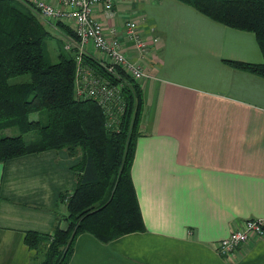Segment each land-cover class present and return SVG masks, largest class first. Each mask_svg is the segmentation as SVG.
<instances>
[{
  "label": "crops",
  "instance_id": "obj_1",
  "mask_svg": "<svg viewBox=\"0 0 264 264\" xmlns=\"http://www.w3.org/2000/svg\"><path fill=\"white\" fill-rule=\"evenodd\" d=\"M95 16L147 75L131 171L145 230L108 244L83 234L69 264H264V237L231 258L217 250L264 220V78L228 64H263L256 36L176 0H114L111 17ZM126 22L158 40L145 57L123 36ZM78 162L64 149L0 163V264L44 262L49 244L30 249L27 233L68 229L62 197L77 188Z\"/></svg>",
  "mask_w": 264,
  "mask_h": 264
},
{
  "label": "trees",
  "instance_id": "obj_2",
  "mask_svg": "<svg viewBox=\"0 0 264 264\" xmlns=\"http://www.w3.org/2000/svg\"><path fill=\"white\" fill-rule=\"evenodd\" d=\"M176 1L216 23L253 33L264 58V0ZM19 2L0 0V163L49 150L65 149L79 157L74 167L77 188L71 197H62L68 229L57 227L47 237L29 232L25 239L30 249L49 244L42 264H69L83 234L108 244L145 230L131 175L144 93L141 83L122 73L126 110L119 130L106 127L105 113L97 103L75 98L76 64L71 55L61 51L58 63L49 62L46 45L54 36L39 19L36 3ZM54 25L79 42L71 28L60 22ZM84 60L109 77L90 58ZM228 64L264 78V63ZM34 116L38 120H32ZM13 127L19 128L18 134L3 135Z\"/></svg>",
  "mask_w": 264,
  "mask_h": 264
},
{
  "label": "built area",
  "instance_id": "obj_3",
  "mask_svg": "<svg viewBox=\"0 0 264 264\" xmlns=\"http://www.w3.org/2000/svg\"><path fill=\"white\" fill-rule=\"evenodd\" d=\"M60 6L54 7L44 1L36 2L37 9L44 19L56 24L60 22L73 30L79 42L64 35L65 50L76 64L75 98L97 103L105 113L106 127L119 130L122 116L126 110L122 92L126 85L123 74L141 83L146 73L136 61L131 60L124 52L119 33L109 38L103 24L96 18L98 12L111 17L114 0H59ZM123 36L134 43L142 57L156 46L157 39L149 42L144 38L136 22H126ZM90 58L101 67L109 77L96 72L86 63ZM264 237V220H249L218 244V253L222 257L231 258L238 249L252 238Z\"/></svg>",
  "mask_w": 264,
  "mask_h": 264
},
{
  "label": "rangeland",
  "instance_id": "obj_4",
  "mask_svg": "<svg viewBox=\"0 0 264 264\" xmlns=\"http://www.w3.org/2000/svg\"><path fill=\"white\" fill-rule=\"evenodd\" d=\"M21 5H24V1L19 2ZM52 35L54 36L53 38H50L47 40V45H46V56L51 64H56L59 62V56L62 53H65V38L62 37V35H65L62 31H57L54 32L51 28H48ZM48 30V31H49ZM66 36V35H65ZM65 54H68L67 52ZM25 79H29V77H25ZM38 116L31 117V119L38 120ZM17 130H19L18 127H13V128H8L3 132L4 136H13L18 134ZM20 133V132H19ZM31 134H28V137H30ZM32 137V136H31ZM67 205V203L65 202Z\"/></svg>",
  "mask_w": 264,
  "mask_h": 264
}]
</instances>
